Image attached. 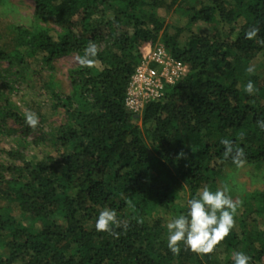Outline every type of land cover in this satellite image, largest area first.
I'll return each instance as SVG.
<instances>
[{
    "label": "trees",
    "instance_id": "trees-1",
    "mask_svg": "<svg viewBox=\"0 0 264 264\" xmlns=\"http://www.w3.org/2000/svg\"><path fill=\"white\" fill-rule=\"evenodd\" d=\"M32 1L34 20L56 29L12 28L13 44L0 47V63L20 68L35 61L51 70L53 61L76 55L78 66L69 72L68 94L49 92L65 117L50 133L39 123L29 127L0 91V136L34 135L33 146L52 152L32 162L17 149L4 152L14 163L8 176L0 173V264H233L235 251L249 264H264V190L237 205L233 229L207 255L183 244L173 253L165 230L198 190L217 189L224 164L264 165L257 123L264 121V80L246 71L264 58V0H203L193 24L242 25L232 41L191 32L184 42L156 16L168 0ZM253 27L257 36L247 39ZM156 41L189 73L135 118L124 108L126 87L139 47ZM89 42L97 55L91 68L81 67ZM9 78L0 70L3 90ZM249 80L253 95L244 91ZM106 208L120 223L98 232L95 220Z\"/></svg>",
    "mask_w": 264,
    "mask_h": 264
},
{
    "label": "rangeland",
    "instance_id": "rangeland-1",
    "mask_svg": "<svg viewBox=\"0 0 264 264\" xmlns=\"http://www.w3.org/2000/svg\"><path fill=\"white\" fill-rule=\"evenodd\" d=\"M203 0H178L172 3L171 0L156 10V16L165 27L169 35L178 34L181 41L189 38L190 33L207 36L210 39L219 37L232 41L239 31L242 21L239 20L231 26L219 28L213 24L191 22L194 10L202 7ZM34 2L32 0H0V47L7 48L13 44L14 34L12 28L23 27L32 30L36 25L56 29L50 24L39 23L33 18ZM129 34L132 30L128 29ZM161 44L160 41L153 43ZM145 43L141 44L139 51ZM78 66L76 55H69L59 58L52 63V69L32 61L23 67H9L7 62L0 63V70L10 71L9 87L3 90L0 85L2 96L7 99L12 110L25 116L27 111L35 113L38 123L44 132L50 133L64 123L65 117L62 109H53V103L49 92L68 94L70 92V70ZM254 68V75L258 78V83L264 80V58L258 56L251 62ZM19 72V73H17ZM20 74L21 76H19ZM2 103V102H1ZM6 127L17 129L11 121H6ZM32 135L27 140H20L12 135L10 137L0 136V173L8 176L7 168L14 162L10 160L5 151H22L28 161L43 159L47 154H52L51 149L46 145L33 146ZM216 188H228V194L233 201L242 203L244 198L254 192L264 190V165L252 164H224L222 174L215 179ZM184 206L185 201L179 202ZM168 222V221H167ZM165 223V230L167 231Z\"/></svg>",
    "mask_w": 264,
    "mask_h": 264
},
{
    "label": "clouds",
    "instance_id": "clouds-1",
    "mask_svg": "<svg viewBox=\"0 0 264 264\" xmlns=\"http://www.w3.org/2000/svg\"><path fill=\"white\" fill-rule=\"evenodd\" d=\"M258 29L251 28L245 33L247 39L257 36ZM97 55V46L89 42L84 49V53L79 57L81 67L91 68L94 58ZM246 71L252 73L254 68L249 66ZM244 91L248 95H253L257 89L254 83L249 80L244 86ZM25 123L29 127H36L38 117L35 113L27 111L25 113ZM258 126L264 129V121H258ZM227 146V151H231L230 142L221 141ZM242 153H237V156ZM239 163V161H234ZM228 188H217L210 190L207 186L198 190L197 193L187 200V210L185 214L172 217L166 224L167 247L173 253L180 249L183 244L186 250L197 255H207L229 235L235 225V214L237 212L238 201L228 194ZM117 214L112 209L102 210L95 220L94 227L98 232H111L113 225H119ZM250 257L242 251H235L232 254L233 264H249Z\"/></svg>",
    "mask_w": 264,
    "mask_h": 264
},
{
    "label": "built area",
    "instance_id": "built-area-1",
    "mask_svg": "<svg viewBox=\"0 0 264 264\" xmlns=\"http://www.w3.org/2000/svg\"><path fill=\"white\" fill-rule=\"evenodd\" d=\"M188 73V66L174 58L162 44L145 43L140 50V62L126 87L125 110L132 115H141L146 105L163 98L166 89Z\"/></svg>",
    "mask_w": 264,
    "mask_h": 264
},
{
    "label": "water",
    "instance_id": "water-1",
    "mask_svg": "<svg viewBox=\"0 0 264 264\" xmlns=\"http://www.w3.org/2000/svg\"><path fill=\"white\" fill-rule=\"evenodd\" d=\"M135 118H138V116H135Z\"/></svg>",
    "mask_w": 264,
    "mask_h": 264
}]
</instances>
